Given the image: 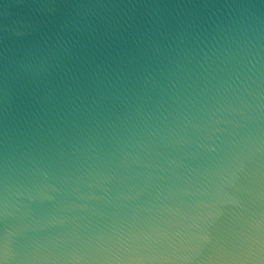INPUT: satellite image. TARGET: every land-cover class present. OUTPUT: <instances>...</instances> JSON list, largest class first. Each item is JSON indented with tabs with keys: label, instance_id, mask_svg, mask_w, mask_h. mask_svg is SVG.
Here are the masks:
<instances>
[{
	"label": "water",
	"instance_id": "1",
	"mask_svg": "<svg viewBox=\"0 0 264 264\" xmlns=\"http://www.w3.org/2000/svg\"><path fill=\"white\" fill-rule=\"evenodd\" d=\"M243 103L264 135V0H0V201L7 179L19 209L0 234L159 215L145 209L164 185L198 179L229 139L209 154L181 138ZM33 160L52 188L37 190Z\"/></svg>",
	"mask_w": 264,
	"mask_h": 264
},
{
	"label": "clouds",
	"instance_id": "2",
	"mask_svg": "<svg viewBox=\"0 0 264 264\" xmlns=\"http://www.w3.org/2000/svg\"><path fill=\"white\" fill-rule=\"evenodd\" d=\"M250 107L243 103L232 109L239 119H216L211 129L191 125V134L181 139L194 153H216L218 147L206 142L220 139L216 133L229 137L228 147L198 179L164 185L168 195H157L159 203L145 209L159 215L92 230L69 226L66 217L46 223H5L0 264H264V167L252 168L254 153H264V135L243 122L252 120L244 112ZM31 163V171L42 177L37 190L52 188L46 183L48 173L39 168L41 162ZM5 192L0 216L15 217L10 209H19L9 201L7 179ZM225 205L233 207L223 219ZM56 224L67 227L58 234H35Z\"/></svg>",
	"mask_w": 264,
	"mask_h": 264
}]
</instances>
